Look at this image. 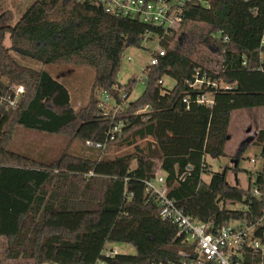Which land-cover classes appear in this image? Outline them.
Returning a JSON list of instances; mask_svg holds the SVG:
<instances>
[{
	"label": "trees",
	"instance_id": "trees-1",
	"mask_svg": "<svg viewBox=\"0 0 264 264\" xmlns=\"http://www.w3.org/2000/svg\"><path fill=\"white\" fill-rule=\"evenodd\" d=\"M12 19L9 10L0 14V237L8 241V258L28 257L34 264H95L99 258L108 264L179 262L186 243L177 238V225L162 218L145 184L158 168L169 197L214 230L264 216V129L255 140L261 146L262 168L249 176L247 187L230 183L227 171L213 172L209 182L203 178L209 171L207 157L224 155L232 112L264 107V0L187 4L177 29L206 24L200 42L220 56L219 71L179 50L178 42L172 47L177 29L164 36L160 26L106 12L96 0H33L15 24ZM148 33L161 37L166 54L143 69L146 89L140 97L115 117L104 115L99 91L120 106L126 103L119 87L128 98L136 80L125 85L118 81L123 51L142 47ZM12 50L43 66L94 69L87 105L75 110L64 82L44 67L20 64ZM197 75L229 86L215 89L212 106L196 101L200 91L189 82ZM165 76L176 80L173 89L164 87ZM19 86L24 91L10 105L3 96L14 97ZM20 125L69 135L96 150L114 142L147 141L112 158L65 155L43 163L10 149ZM115 126L119 129L112 132ZM244 150L235 158L236 174ZM109 242L132 243L137 252L105 257Z\"/></svg>",
	"mask_w": 264,
	"mask_h": 264
},
{
	"label": "rangeland",
	"instance_id": "rangeland-1",
	"mask_svg": "<svg viewBox=\"0 0 264 264\" xmlns=\"http://www.w3.org/2000/svg\"><path fill=\"white\" fill-rule=\"evenodd\" d=\"M33 0H1L0 14L9 10L15 24L24 11L30 6ZM207 31V25L203 23L189 24L176 30L177 35L172 42V47L178 45L179 50L190 53L198 59L205 67L213 71H219L221 67V58L219 55L205 48L200 40L201 34ZM184 33L181 37V34ZM158 38L146 40L142 47H128L123 51L121 67L118 73L120 85H125L128 81L135 79L136 85L132 93L126 99L122 106L113 99H109L106 104L101 103L104 98V92L99 91V107L104 115L115 117L122 109L127 106L129 101L136 100L146 89L145 66L148 64L152 53L161 47ZM178 42V43H177ZM177 43V44H176ZM6 46H11L10 37L7 35ZM177 47V46H176ZM164 48V47H163ZM14 58L22 65L30 66L36 69L45 68L56 78L60 79L68 86L71 94L72 106L75 110L87 105L95 77V70L86 66H76L72 64H47L33 59L31 57L11 51ZM130 58V59H129ZM164 87L167 90L173 89L176 80L170 76H165ZM122 95L125 91L119 87ZM121 125V123H120ZM264 129V107H252L237 109L232 112L229 126V138L226 142L224 155L221 157L208 156L209 171L203 178L209 182L213 172L227 171L230 183H236V172L233 160L238 156L239 149L245 148L242 158L239 161L240 170L237 172L239 185L248 186L249 176L255 175L262 168V159L259 157L261 146L255 143L260 130ZM147 139H138L134 145L121 143L108 144L102 150L91 149L85 146L84 142L65 134H52L49 132L18 126L10 143L12 151L26 155L32 159L43 163H52L65 155H80L88 157H115L136 150V145L144 146ZM135 165V164H134ZM159 166V165H158ZM239 208V205L230 206V208ZM8 241L0 237V264H34V261L28 257L10 259L6 256ZM108 247H115L122 254H136V248L129 242H109ZM57 264V263H44Z\"/></svg>",
	"mask_w": 264,
	"mask_h": 264
},
{
	"label": "built area",
	"instance_id": "built-area-1",
	"mask_svg": "<svg viewBox=\"0 0 264 264\" xmlns=\"http://www.w3.org/2000/svg\"><path fill=\"white\" fill-rule=\"evenodd\" d=\"M96 1L101 3L106 12L138 19L145 24L158 25L166 36L182 23L187 4L197 0ZM150 37L161 39L159 35L148 33L145 41L151 40ZM165 54V48L156 49L147 65H157ZM189 85L200 91L196 101L207 106L214 104L215 89L229 87L220 80H212L207 75L202 78L197 75L193 82H189ZM23 91L22 86L16 87L14 97L3 96V99H6L10 105H15ZM123 96L127 97L126 94ZM109 99V96L104 94L102 103L106 104ZM118 129L119 126H115L112 132ZM87 143L93 145L92 142ZM95 146L101 148L104 145L96 143ZM145 184L158 201L162 218L171 220L177 225V238L186 243V249L180 252L181 258L175 264H264V216L249 224L234 220L214 230L212 224L194 219L169 197V189L160 168L157 169L156 176L147 179ZM255 194H258L257 190ZM240 208L247 209L245 205ZM118 253L117 248L108 247V244L103 250L105 257H112ZM95 264H108V262L99 258Z\"/></svg>",
	"mask_w": 264,
	"mask_h": 264
},
{
	"label": "water",
	"instance_id": "water-1",
	"mask_svg": "<svg viewBox=\"0 0 264 264\" xmlns=\"http://www.w3.org/2000/svg\"><path fill=\"white\" fill-rule=\"evenodd\" d=\"M233 162H234V166H236L238 163L237 159H234ZM235 176H236V184H238L239 180H238L237 174Z\"/></svg>",
	"mask_w": 264,
	"mask_h": 264
},
{
	"label": "crops",
	"instance_id": "crops-1",
	"mask_svg": "<svg viewBox=\"0 0 264 264\" xmlns=\"http://www.w3.org/2000/svg\"><path fill=\"white\" fill-rule=\"evenodd\" d=\"M68 92H69V90H68ZM69 94H70V92H69ZM70 96H71V94H70Z\"/></svg>",
	"mask_w": 264,
	"mask_h": 264
}]
</instances>
